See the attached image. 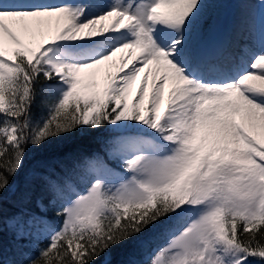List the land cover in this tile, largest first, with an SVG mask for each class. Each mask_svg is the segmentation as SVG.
<instances>
[{
	"label": "snow or ice",
	"instance_id": "1",
	"mask_svg": "<svg viewBox=\"0 0 264 264\" xmlns=\"http://www.w3.org/2000/svg\"><path fill=\"white\" fill-rule=\"evenodd\" d=\"M237 3L204 46L209 0H0V264H264V0Z\"/></svg>",
	"mask_w": 264,
	"mask_h": 264
},
{
	"label": "trees",
	"instance_id": "2",
	"mask_svg": "<svg viewBox=\"0 0 264 264\" xmlns=\"http://www.w3.org/2000/svg\"><path fill=\"white\" fill-rule=\"evenodd\" d=\"M81 143V140L78 136H68L64 137L58 141H49L40 149L30 150L25 157V164L31 163L34 159H39L44 156L55 154L57 152L70 151L78 144ZM31 154V155H30ZM125 247L114 249L109 256L110 264H118L119 261L123 258Z\"/></svg>",
	"mask_w": 264,
	"mask_h": 264
},
{
	"label": "rangeland",
	"instance_id": "3",
	"mask_svg": "<svg viewBox=\"0 0 264 264\" xmlns=\"http://www.w3.org/2000/svg\"><path fill=\"white\" fill-rule=\"evenodd\" d=\"M256 2L258 3V0H256ZM210 4V7H206L204 9V14L208 17V21H210V27H213L216 22L217 25H220V23L222 22V16L227 10H230L231 17L233 20L232 25L238 20L244 18L248 13L247 9H244L242 8L243 6L238 5L237 0H212V3ZM256 7L257 9L259 8L258 5ZM205 33L203 35H205ZM200 37L201 36L195 38L198 44L202 40Z\"/></svg>",
	"mask_w": 264,
	"mask_h": 264
}]
</instances>
